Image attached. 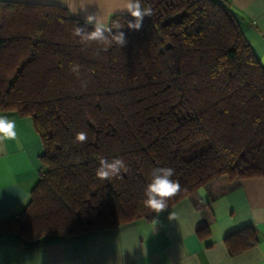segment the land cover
Wrapping results in <instances>:
<instances>
[{"label": "trees", "instance_id": "16d2710c", "mask_svg": "<svg viewBox=\"0 0 264 264\" xmlns=\"http://www.w3.org/2000/svg\"><path fill=\"white\" fill-rule=\"evenodd\" d=\"M144 4L153 15L138 31L130 14L109 19L127 42L102 50L78 42L76 25H92L66 7L0 0V113L30 117L44 147L20 217L0 221L15 243L156 218L143 202L154 167L175 170L167 208L219 176L264 177V66L230 2ZM100 157L127 171L98 179ZM255 241L251 226L225 238L232 255Z\"/></svg>", "mask_w": 264, "mask_h": 264}, {"label": "crops", "instance_id": "0c3cea01", "mask_svg": "<svg viewBox=\"0 0 264 264\" xmlns=\"http://www.w3.org/2000/svg\"><path fill=\"white\" fill-rule=\"evenodd\" d=\"M68 8L85 21L106 25L123 0H16ZM257 59L264 66V0H227ZM84 6L83 8H81ZM16 121L17 140L0 152V221L19 218L37 183L44 151L30 117L0 113ZM251 226L255 243L230 254L225 238ZM0 264H264V177L219 176L172 204L156 218H139L112 228L70 236H49L31 246L0 232Z\"/></svg>", "mask_w": 264, "mask_h": 264}, {"label": "clouds", "instance_id": "9594fccd", "mask_svg": "<svg viewBox=\"0 0 264 264\" xmlns=\"http://www.w3.org/2000/svg\"><path fill=\"white\" fill-rule=\"evenodd\" d=\"M61 3L67 4V0H61ZM82 6L81 8H83ZM127 11L132 20L128 21L129 30H140L145 17L153 15V8L145 5L144 0H123L122 9ZM85 25H92L89 31L86 27L77 26L73 30V35L78 38V42L84 47H91L93 43L103 46L102 50H107L113 44L123 47L126 44V35L120 29L113 31L102 20L96 16L87 15ZM70 71L78 78L80 76V65L73 63L70 65ZM86 86V84L82 85ZM88 139L87 133L78 132L75 136V142L83 143ZM17 140L16 121L7 115H0V152L5 150L6 141ZM99 166L96 169V176L100 180H110L119 177L122 171H127V165L122 158H113L111 160L100 157ZM175 170L171 167H154L150 172V181L144 188V204L157 213L167 208L168 200L175 196L179 191V183L173 179Z\"/></svg>", "mask_w": 264, "mask_h": 264}]
</instances>
